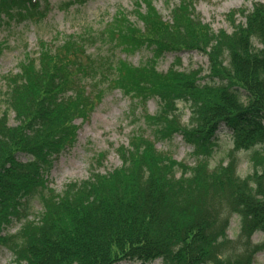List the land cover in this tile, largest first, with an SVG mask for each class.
Returning a JSON list of instances; mask_svg holds the SVG:
<instances>
[{
    "label": "trees",
    "instance_id": "16d2710c",
    "mask_svg": "<svg viewBox=\"0 0 264 264\" xmlns=\"http://www.w3.org/2000/svg\"><path fill=\"white\" fill-rule=\"evenodd\" d=\"M195 1L172 4L169 25L153 0H133L135 22L117 11L99 33L71 34L56 45L40 40L37 52L24 51L18 72L4 78L0 248L12 254L9 264H254L264 252V240L251 242L253 234H264V3L229 13L233 31L227 34L200 23ZM41 4L0 0V23L13 14L32 20ZM236 15L244 25H234ZM96 44L109 52L88 53ZM142 48L152 55L138 66L112 53ZM183 52L207 56L208 74L157 70L158 58ZM106 90L142 104L156 99L158 111L144 114L143 129L116 149L118 167L99 173L106 153L97 155L86 181L56 193L48 187L52 163L76 143L72 122H86ZM180 103L189 112L186 124ZM221 126L231 131L232 152L225 164L211 167ZM175 135L191 147L192 164L156 149ZM240 151L250 153L252 171L244 177L233 156ZM33 200L41 206L34 216ZM232 216L239 220L236 241L227 236ZM14 223L18 229L5 232Z\"/></svg>",
    "mask_w": 264,
    "mask_h": 264
},
{
    "label": "rangeland",
    "instance_id": "374dc122",
    "mask_svg": "<svg viewBox=\"0 0 264 264\" xmlns=\"http://www.w3.org/2000/svg\"><path fill=\"white\" fill-rule=\"evenodd\" d=\"M41 0L43 6L32 20H18L13 14L11 21L0 23V114L5 107L7 85L4 78L8 74H16L24 51L35 54L40 40L58 44L59 39L80 32H98L110 22L117 11H123L133 18V0H87L82 5L73 4L67 6L68 0ZM254 2L264 3V0H196L194 2L195 15L200 23L213 33L224 31L231 34L233 23L228 17L235 10L244 9L250 11ZM177 0H171L167 7L166 0H153V4L162 17V22L171 24V5ZM244 25L245 19L240 15L234 17V25ZM75 36V35H74ZM59 40V41H58ZM91 47V48H90ZM88 53L105 54L108 48L100 44L90 46ZM112 49V47H109ZM113 55L127 60L133 66H138L151 58V51L145 48L126 54L119 49L113 50ZM180 58V63L176 59ZM156 68L159 72H166L171 66L179 71L190 72L202 70L201 77L208 74V58L198 52L166 53L156 60ZM206 82V81H205ZM156 99H148L144 104L134 102L125 97L121 91L113 90L105 92L101 102L96 105L86 122L80 119L72 123L78 126L75 145L58 156L49 170V188L56 193H61L69 183L86 181L91 174V165L97 155L106 153V159L100 166H96L101 174L109 172L120 165L116 155V149L120 145H127L130 134L143 122L144 114L153 115L158 111ZM182 111L181 122L186 124L189 112L183 104H178ZM134 112V115L132 114ZM137 116L140 122L134 124L133 118ZM10 125L14 126L13 115H10ZM136 126V127H135ZM216 145L209 155L210 166L227 162V155L232 152L231 131L221 126L216 135ZM156 149L170 154L175 161H187L192 164L190 156L191 147L185 144L179 135L169 140H161L156 143ZM237 159V170L241 176L251 173L249 152H237L233 154ZM25 161V157H19ZM41 210L37 200L30 202L31 215H37ZM19 225L14 223L5 232L14 233ZM239 233V220L236 216L230 219L227 236L232 241L237 240ZM264 240V234L257 232L251 237L253 244H259ZM12 254L0 248V264H9ZM117 264H141L139 262L122 261ZM149 264H161L156 260ZM254 264H264V252L255 255Z\"/></svg>",
    "mask_w": 264,
    "mask_h": 264
}]
</instances>
